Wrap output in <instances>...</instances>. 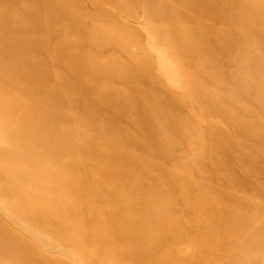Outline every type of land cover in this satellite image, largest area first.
Wrapping results in <instances>:
<instances>
[{
  "label": "rangeland",
  "instance_id": "374dc122",
  "mask_svg": "<svg viewBox=\"0 0 264 264\" xmlns=\"http://www.w3.org/2000/svg\"><path fill=\"white\" fill-rule=\"evenodd\" d=\"M0 264H264V0H0Z\"/></svg>",
  "mask_w": 264,
  "mask_h": 264
}]
</instances>
